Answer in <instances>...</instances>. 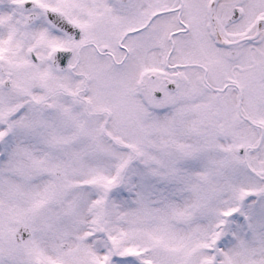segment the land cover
<instances>
[{"label": "snow or ice", "instance_id": "1", "mask_svg": "<svg viewBox=\"0 0 264 264\" xmlns=\"http://www.w3.org/2000/svg\"><path fill=\"white\" fill-rule=\"evenodd\" d=\"M0 264H264V0H0Z\"/></svg>", "mask_w": 264, "mask_h": 264}]
</instances>
